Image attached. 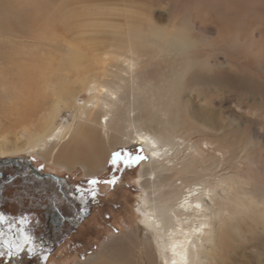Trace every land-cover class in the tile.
Masks as SVG:
<instances>
[{
	"label": "rangeland",
	"instance_id": "obj_1",
	"mask_svg": "<svg viewBox=\"0 0 264 264\" xmlns=\"http://www.w3.org/2000/svg\"><path fill=\"white\" fill-rule=\"evenodd\" d=\"M65 1L0 0L1 73L12 68L13 63L9 60L12 54L17 52L27 56L36 48L48 45L46 40L37 39L33 31L46 22H50L51 27L59 24L62 13L70 8ZM70 1L73 8L83 3L82 0ZM88 1L89 4L104 1L122 10L134 11L131 28L134 24L137 28L145 26L147 19L157 26L189 23L197 44L193 68L187 72L178 90L170 87V103L165 104L162 96L157 95L148 107L135 113L141 115L150 110L158 117L170 118L171 112L182 110L183 134L180 132V135L185 136L184 130H189L193 138L209 149L203 163L204 173L212 188V209L218 213L212 217L214 239L210 233L205 234L193 247L198 253L195 264H264V0ZM124 15L116 18L121 25L125 24ZM123 29L125 34V25ZM110 32L106 30L98 34L99 48L95 53L103 58L99 62L100 70L122 72L124 56H135L142 61L139 65L142 90L136 96L161 83L159 72L146 71L158 68L153 65L158 58L150 57L144 49L132 54L126 35L116 38ZM65 43L58 40L55 45L64 48ZM146 63L150 65L146 67ZM166 64L164 60L160 65L161 74L166 73ZM90 98V90L81 91L76 108L70 105L65 109L57 125L71 121L82 102L84 107ZM203 119L211 122L213 128L204 131ZM122 146L125 145L110 150L104 165L93 171L79 162L61 165L37 152L7 156L28 159L35 156V163L43 164L44 169L62 173L77 186L87 188V181L92 177L104 180L115 172L109 163L110 157ZM127 146L132 147L134 143ZM144 163L117 173L121 179L114 189L109 184H99L101 195L95 200L85 191L83 224L71 237L59 243L47 259L42 253H35L36 257L31 259V245L35 249L45 246L36 239L28 246L23 242L20 251L0 246V264H88L101 252L112 253L115 258L117 250L129 255L132 263L141 264L140 230L144 231L145 255L150 260L149 254L154 255V250L147 245L151 235L145 231L144 218L138 208L145 205L146 198L141 185L145 178L142 176ZM182 180L181 174L176 176L177 185ZM18 254H26V257L19 258Z\"/></svg>",
	"mask_w": 264,
	"mask_h": 264
},
{
	"label": "bare ground",
	"instance_id": "obj_2",
	"mask_svg": "<svg viewBox=\"0 0 264 264\" xmlns=\"http://www.w3.org/2000/svg\"><path fill=\"white\" fill-rule=\"evenodd\" d=\"M82 1L77 8L72 7L70 0L63 2L70 8L62 11L59 24L51 27L46 22L33 31L37 39L46 40L48 45L27 56L12 54V68L0 72V156L37 152L61 165L79 162L93 171L104 165L115 146L143 141L150 159L144 163L145 178L141 182L146 192L145 205L138 208L145 231L151 235L146 240L154 255L149 254L150 260L146 257L144 231L140 230L141 264H195L198 253L193 247L205 234L210 233L214 239L212 217L218 213L212 209V188L204 173L209 149L189 130H184L187 138L180 135L182 110L171 112L170 118L158 117L150 110L141 115L135 113L148 107L157 95L165 104L170 103V87L178 90L193 68L197 44L190 25L184 22L181 26H157L147 19L145 26L137 28L134 24L131 28L134 11L104 1ZM123 14L125 34L124 25L116 20ZM106 30L116 38L126 35L132 54L144 49L150 57L158 58L153 64L158 68L146 71L159 72L161 83L136 96L142 90V61L130 55L122 59V72H102L99 62L103 58L95 51L99 48L98 34ZM58 40L66 42L64 48L55 45ZM164 60L166 73L161 74ZM85 90H90L91 98L84 107L82 102L71 121L57 125L65 109L70 105L76 108L79 93ZM210 123L202 120L204 131L213 128ZM153 152L159 156H152ZM179 174L183 180L177 185ZM202 225V230L196 231ZM106 254L101 252L88 264H134L129 255L118 250L115 258L112 253Z\"/></svg>",
	"mask_w": 264,
	"mask_h": 264
},
{
	"label": "flooded vegetation",
	"instance_id": "obj_3",
	"mask_svg": "<svg viewBox=\"0 0 264 264\" xmlns=\"http://www.w3.org/2000/svg\"><path fill=\"white\" fill-rule=\"evenodd\" d=\"M0 159V216L6 217L0 220V241L3 242L0 246L9 250L16 248L17 243L23 246L24 237L30 236L32 240L27 246L36 239L45 245L36 248L31 259L36 257L35 253L48 257L83 224L86 209L77 185L62 173L39 171L41 164L28 158ZM21 255L18 254L19 258L26 257Z\"/></svg>",
	"mask_w": 264,
	"mask_h": 264
},
{
	"label": "snow or ice",
	"instance_id": "obj_4",
	"mask_svg": "<svg viewBox=\"0 0 264 264\" xmlns=\"http://www.w3.org/2000/svg\"><path fill=\"white\" fill-rule=\"evenodd\" d=\"M151 155L159 156V153L153 152ZM149 159L150 157L145 150L143 141H139V140L135 141L134 146L132 147L127 145L122 146L118 150L114 151L110 157L109 163L113 166L115 172L108 179H104V180H101L99 177H92L87 181V185H88L87 188L77 186V191L80 193L82 199L84 198L85 191H87L90 193L92 199L95 200L101 195L98 188L99 184L101 183L109 184L114 189L118 185L121 179L120 175H118L117 173H122L125 170L136 168L141 163L146 162ZM30 160L32 162H35L36 157L32 156ZM44 167L45 166L43 164L39 165V171H43ZM196 207L199 208L200 206L197 204ZM4 219H6V217L0 216V220H4ZM23 222L26 221L22 220V223ZM203 227L204 225H202L201 228L196 229V231L198 232L201 231ZM0 235H2V233H0ZM31 240L32 238L30 236L24 237V241L26 243H30ZM5 243H7V241H5ZM15 247L17 248V251L22 250V245L19 243H17ZM29 251L34 252L35 248H30ZM45 259H47V256H45Z\"/></svg>",
	"mask_w": 264,
	"mask_h": 264
},
{
	"label": "water",
	"instance_id": "obj_5",
	"mask_svg": "<svg viewBox=\"0 0 264 264\" xmlns=\"http://www.w3.org/2000/svg\"><path fill=\"white\" fill-rule=\"evenodd\" d=\"M0 161H1V159H0Z\"/></svg>",
	"mask_w": 264,
	"mask_h": 264
}]
</instances>
